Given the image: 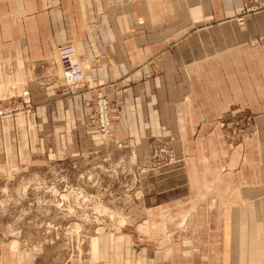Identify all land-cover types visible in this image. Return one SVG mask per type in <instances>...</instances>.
Returning a JSON list of instances; mask_svg holds the SVG:
<instances>
[{"label": "crops", "instance_id": "obj_1", "mask_svg": "<svg viewBox=\"0 0 264 264\" xmlns=\"http://www.w3.org/2000/svg\"><path fill=\"white\" fill-rule=\"evenodd\" d=\"M260 1L0 0V100L22 102L19 152L27 129L49 153L98 143L83 102L104 93L111 135L129 138L136 160L164 139L188 171L177 190L178 168L151 176L141 233H109L83 264H264V40L251 42L264 6L249 8ZM65 42L84 68L72 92L56 80ZM3 142L0 167L14 149Z\"/></svg>", "mask_w": 264, "mask_h": 264}, {"label": "rangeland", "instance_id": "obj_2", "mask_svg": "<svg viewBox=\"0 0 264 264\" xmlns=\"http://www.w3.org/2000/svg\"><path fill=\"white\" fill-rule=\"evenodd\" d=\"M261 5L264 0L249 8ZM256 37L252 44L264 40ZM57 61L56 80L63 82L68 92L80 87L81 83L70 87L61 81L58 57ZM93 96L83 106L90 107L87 127L97 134L98 143L52 153L41 150L37 140L31 141L29 129L28 136L25 132L29 152H19L18 133L12 127L14 113L23 108L22 102L16 96L0 100V118L4 114L11 116L2 121L12 130L3 133L0 121V146L5 137H10L14 145L9 151L12 157H5L1 147V156L11 160L0 167V264H83L100 252L104 236L138 231L137 222L147 219L144 194L151 176L163 173L162 180L176 179L178 168L183 180H173L169 189L190 185L188 171L181 172V160L173 158L168 141L153 139L148 157L138 161L129 138L116 139L111 135L113 113L108 99L110 125L101 130ZM202 201L204 197L197 199Z\"/></svg>", "mask_w": 264, "mask_h": 264}, {"label": "built area", "instance_id": "obj_3", "mask_svg": "<svg viewBox=\"0 0 264 264\" xmlns=\"http://www.w3.org/2000/svg\"><path fill=\"white\" fill-rule=\"evenodd\" d=\"M257 40L264 39V34L256 37ZM56 55H58L60 70L64 77L65 83L70 87H77L83 77L81 65L76 60L75 51L70 42L60 43L56 46ZM95 113L97 117L103 114L108 117V100L103 94L96 93L94 96ZM101 130L103 129L100 125Z\"/></svg>", "mask_w": 264, "mask_h": 264}, {"label": "bare ground", "instance_id": "obj_4", "mask_svg": "<svg viewBox=\"0 0 264 264\" xmlns=\"http://www.w3.org/2000/svg\"><path fill=\"white\" fill-rule=\"evenodd\" d=\"M257 39V38H256ZM78 60V62L80 63V61H79V59H77ZM80 65H81V63H80ZM81 69L83 70V74H84V68H83V66H81ZM61 81H64V77L63 76H61ZM64 83H65V81H64ZM66 84V83H65ZM67 86H70L69 84H66ZM105 96V95H104ZM105 98H106V96H105ZM108 99V98H107ZM109 100V99H108ZM94 108H95V106H94ZM95 111V110H94ZM99 121H100V124H102V128H107L108 129V127H109V117H107L106 115H101L100 117H99Z\"/></svg>", "mask_w": 264, "mask_h": 264}]
</instances>
